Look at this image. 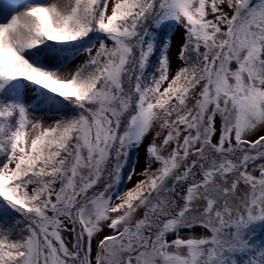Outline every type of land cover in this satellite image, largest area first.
Segmentation results:
<instances>
[{
	"label": "snow or ice",
	"instance_id": "1",
	"mask_svg": "<svg viewBox=\"0 0 264 264\" xmlns=\"http://www.w3.org/2000/svg\"><path fill=\"white\" fill-rule=\"evenodd\" d=\"M0 201V264H264V0H0Z\"/></svg>",
	"mask_w": 264,
	"mask_h": 264
},
{
	"label": "rangeland",
	"instance_id": "2",
	"mask_svg": "<svg viewBox=\"0 0 264 264\" xmlns=\"http://www.w3.org/2000/svg\"><path fill=\"white\" fill-rule=\"evenodd\" d=\"M182 41H183V29L178 28L172 37V47H171L170 52H169V55H170V58L172 61L171 67H172L173 72L179 66V61L176 59V55L179 51V47H180V44L182 43ZM83 58H84L83 56L80 57V59H83ZM151 140H152V135L149 134L144 140V146H146ZM144 146H142L141 149L139 150V164L137 165V172L140 171V169L143 167V164H144V157H145ZM138 178H139L138 176H134L132 183H135V181ZM128 187H131V184H129ZM107 232H108V230H107V228H105L104 233H101L100 235L101 236L105 235V234H107ZM99 238L100 237H97V239H99ZM169 238L171 239V237H169ZM94 254H95V242L93 243V255Z\"/></svg>",
	"mask_w": 264,
	"mask_h": 264
},
{
	"label": "trees",
	"instance_id": "3",
	"mask_svg": "<svg viewBox=\"0 0 264 264\" xmlns=\"http://www.w3.org/2000/svg\"><path fill=\"white\" fill-rule=\"evenodd\" d=\"M0 203H2V201H0Z\"/></svg>",
	"mask_w": 264,
	"mask_h": 264
}]
</instances>
